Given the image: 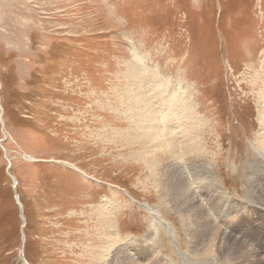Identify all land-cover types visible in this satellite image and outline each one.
<instances>
[{
    "label": "rangeland",
    "instance_id": "obj_1",
    "mask_svg": "<svg viewBox=\"0 0 264 264\" xmlns=\"http://www.w3.org/2000/svg\"><path fill=\"white\" fill-rule=\"evenodd\" d=\"M135 75L151 94L182 86L204 118L228 200L220 230L248 204L264 215V0H0V264H203L171 174L185 160L149 151ZM252 227L238 232L247 243ZM220 230L213 264L264 261Z\"/></svg>",
    "mask_w": 264,
    "mask_h": 264
},
{
    "label": "bare ground",
    "instance_id": "obj_2",
    "mask_svg": "<svg viewBox=\"0 0 264 264\" xmlns=\"http://www.w3.org/2000/svg\"><path fill=\"white\" fill-rule=\"evenodd\" d=\"M134 71L137 72V69ZM135 76L136 77H134L133 79L134 82L132 85H130V87H131L132 92L136 94V100L134 102L136 103L135 104L136 109L140 111V114H138V116L141 118L143 122L142 127H147L151 131V134L155 136L151 140H146L147 141L146 144L149 147V151L150 149H153V148L158 149V147H160L161 148L160 151L162 155H170L171 157L174 158V161L176 160L179 161L181 159H184L186 162L189 160V164L191 163V159L184 158V155L185 154L190 155V157L192 158V164H194V166H190L189 170H191V173H193L194 179L191 178L189 174L186 175L187 168L183 166L185 162L183 164H180L179 162H174L172 164L173 173L171 174H173L172 178L174 179L184 178L185 186L186 188L188 187L187 192H183L182 196H180L179 199H184L183 196L188 198V199L186 198L188 201H187V204L185 205V207H187L186 210H188L186 212V215L188 216L187 218L188 234H190L191 240L192 241L196 240L198 242L199 248L201 247L200 250L198 249L197 253H195L196 257L193 260H196L197 258L201 257V260H203V264H213L214 262L213 259H215L216 252H217L216 242L218 241V237L220 236V233H219L220 227L218 226L217 220L219 219L221 220L225 217V220L229 223L228 216H227V207H226V202L228 200L226 199V201H224L225 198L223 197L225 196H223V194L221 193L222 191L220 190V186H221L220 181L216 179L217 177H215V173L213 172V169L211 168L212 164L209 161L210 158L207 156L208 154H206V151L202 149V141L200 140L199 136H197L198 135L197 131H199V129L203 126L202 122L204 118L202 119V117L197 114L196 107H195L196 105H194V102L191 101L190 99L191 96L189 92L187 90H183L182 86H179L180 88L170 87L169 90L163 89L160 92H158L156 90L158 89L157 87L158 86L163 87L165 85L163 84V81L162 83L161 81H158L157 83L154 84V90H153L154 94H151L150 88L148 87L147 83L142 79V77L140 75L139 76L135 75ZM178 88L181 89L182 91L178 90ZM259 98L264 102V85H263V89L259 93ZM193 115L196 116L197 118H194ZM148 119H149V122L147 123ZM259 121L264 130V109L261 112ZM187 128L189 129L187 130ZM180 134H184V136L182 137V135ZM175 138L179 139V141L175 142ZM126 140H127V143H126L127 145L128 144L133 145L137 143V141H135V139L133 138H127ZM262 141L264 142L263 138L259 142H262ZM144 151H148V150H144ZM138 154L142 156L145 155V153H143V150L141 148H139ZM193 181H196L195 183L196 188H194L192 185ZM177 182L179 181L177 180L176 183ZM197 187L199 188L198 191H197ZM175 189H171V191ZM177 192L179 193V190ZM174 193L175 192H173V194ZM196 194H198V197ZM176 195L174 197H172L173 195H171V197L173 199L174 206L178 207L179 204H177L176 202H178L179 200L177 197L179 195L177 196ZM229 195L230 194H228V196ZM263 195H264V192H263ZM258 202L260 203L259 205H264V196L261 197V200H259ZM252 204H256V203L252 202ZM249 205L251 204H248L246 208L244 207L245 211H241V212L248 211L251 213L250 216H244V215L239 216L238 218L234 220L233 228H231V226L229 225L226 227L228 230H225V231L220 230V232H221V235L228 237V239L232 237L231 235L233 233L236 236H239L243 239V235L239 234L238 232L242 230L241 225L244 224V222L247 221L248 219L250 222L253 223V227L251 231L253 232V234H251L248 237L249 239L248 243L244 239L243 240L251 248L256 249L259 252V254L261 255V256L259 255V258H264V215L261 214L260 211H257V213L255 212V215H254V211L252 208L253 207L256 208V206L251 205V207H249ZM211 213H213L214 215H217V218L213 219V217H211ZM233 213H239V212H233ZM197 221H198L197 224L198 225L200 224L199 227H201V232H197V226H198L196 224ZM104 223H106V221ZM214 229L215 231H217L216 233H214ZM208 230L212 231L210 236H209ZM103 240H101V242H103ZM234 241L235 243L239 244V246L242 245L239 242H237V240H234ZM111 245L113 246V244ZM111 245L109 249L105 247V250L104 249L103 250L105 252H109ZM103 247L104 246H102V248ZM243 251H246L247 253L250 254L252 250L244 247V250L241 249L238 252H236V254L234 255L236 257L240 256L242 259L247 260L249 257V254H245ZM217 255H219V252L217 253ZM100 257L105 259V254L100 255ZM218 259L220 258L218 257ZM229 263L231 262L229 261ZM260 264H264L263 259L260 262Z\"/></svg>",
    "mask_w": 264,
    "mask_h": 264
},
{
    "label": "water",
    "instance_id": "obj_3",
    "mask_svg": "<svg viewBox=\"0 0 264 264\" xmlns=\"http://www.w3.org/2000/svg\"><path fill=\"white\" fill-rule=\"evenodd\" d=\"M0 110H1L0 120H1V123H2V125H3V127H4V124H3V113H2V108H1V107H0ZM3 129H4V128H3ZM9 170H10V163H9V166H8V175L11 177V180H12V182H13L14 187H16V184H17V183H16V180H15L14 177L11 176ZM15 200H16L18 206H19L20 208H22V205H21V203H20V201H19V197H18L17 194H15Z\"/></svg>",
    "mask_w": 264,
    "mask_h": 264
}]
</instances>
